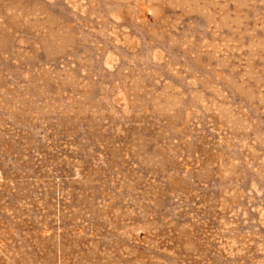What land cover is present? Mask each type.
Here are the masks:
<instances>
[{
	"label": "rangeland",
	"instance_id": "obj_1",
	"mask_svg": "<svg viewBox=\"0 0 264 264\" xmlns=\"http://www.w3.org/2000/svg\"><path fill=\"white\" fill-rule=\"evenodd\" d=\"M0 264H264V0H0Z\"/></svg>",
	"mask_w": 264,
	"mask_h": 264
}]
</instances>
